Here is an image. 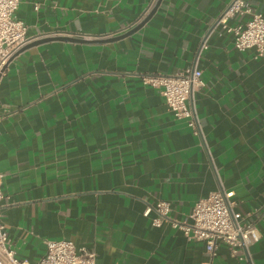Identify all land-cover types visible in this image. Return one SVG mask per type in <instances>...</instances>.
I'll list each match as a JSON object with an SVG mask.
<instances>
[{
  "label": "crops",
  "instance_id": "obj_1",
  "mask_svg": "<svg viewBox=\"0 0 264 264\" xmlns=\"http://www.w3.org/2000/svg\"><path fill=\"white\" fill-rule=\"evenodd\" d=\"M228 1L20 0L27 44L83 40L30 44L0 75L1 220L18 257L35 262L65 238L98 264H264V54L215 25ZM195 63L205 85L189 103L203 136L142 79ZM223 189L257 219L246 259L225 244L211 259L203 241L144 214L165 199L171 218L188 219Z\"/></svg>",
  "mask_w": 264,
  "mask_h": 264
},
{
  "label": "built area",
  "instance_id": "obj_2",
  "mask_svg": "<svg viewBox=\"0 0 264 264\" xmlns=\"http://www.w3.org/2000/svg\"><path fill=\"white\" fill-rule=\"evenodd\" d=\"M19 3L20 0H0V75L4 73L9 59L35 37L29 34L28 25L15 17ZM245 16L248 17L243 19ZM234 17H240V20L230 24L228 20ZM215 25L233 34L237 49L255 47L258 55L264 54V12L253 11L249 0H229ZM205 46L204 40L197 59ZM142 79L144 83L160 89L176 118L184 119L195 135L203 136L197 114L189 103L193 93L205 85L202 69L197 63L175 74H143ZM2 178L3 173H0V264H98L94 250L78 249L73 241L65 238L47 240L45 254L35 262L18 257L1 220V202L4 199ZM233 195L234 190L223 189L198 199L188 219L184 220L169 216L171 204L165 199L148 205L144 214L149 215L153 210V225L170 221L188 239L203 241L211 259L217 255L222 244L227 245L233 256L246 259L249 246L260 239L261 233L254 211L237 210ZM249 263L252 264V261Z\"/></svg>",
  "mask_w": 264,
  "mask_h": 264
},
{
  "label": "water",
  "instance_id": "obj_3",
  "mask_svg": "<svg viewBox=\"0 0 264 264\" xmlns=\"http://www.w3.org/2000/svg\"><path fill=\"white\" fill-rule=\"evenodd\" d=\"M157 4H159V1L157 2ZM157 4H156V6H157ZM156 6H155V8H156ZM155 8L146 17H144V19H142L137 25L132 27L130 30L126 31L125 33H123L121 35H117V36H114V37H111V38L105 39V40H107V41L116 40L118 38L124 37V36H126L128 34H131V33L135 32L136 30L141 28L147 22V20L150 18V16L154 12ZM52 39H66V40H76V41H82L83 40V39H80V38H75V37H70V36H47V37H43L41 39H38V40L34 41V43L25 44L18 51L23 50L25 47L29 46L30 44H35V43H38V42L52 40Z\"/></svg>",
  "mask_w": 264,
  "mask_h": 264
}]
</instances>
